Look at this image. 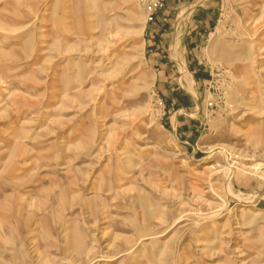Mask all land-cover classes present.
Returning a JSON list of instances; mask_svg holds the SVG:
<instances>
[{
    "label": "rangeland",
    "instance_id": "374dc122",
    "mask_svg": "<svg viewBox=\"0 0 264 264\" xmlns=\"http://www.w3.org/2000/svg\"><path fill=\"white\" fill-rule=\"evenodd\" d=\"M0 264H264V0H0Z\"/></svg>",
    "mask_w": 264,
    "mask_h": 264
},
{
    "label": "built area",
    "instance_id": "2783aa9c",
    "mask_svg": "<svg viewBox=\"0 0 264 264\" xmlns=\"http://www.w3.org/2000/svg\"><path fill=\"white\" fill-rule=\"evenodd\" d=\"M214 108V103L213 102H209L206 104V109L208 110H212Z\"/></svg>",
    "mask_w": 264,
    "mask_h": 264
},
{
    "label": "bare ground",
    "instance_id": "6f19581e",
    "mask_svg": "<svg viewBox=\"0 0 264 264\" xmlns=\"http://www.w3.org/2000/svg\"><path fill=\"white\" fill-rule=\"evenodd\" d=\"M129 53V52H128ZM127 54V53H126ZM125 55V54H124ZM129 62V61H128ZM185 77H187V76H185ZM186 83V82H185ZM195 83V82H194ZM191 84V83H190ZM192 84H193V81H192ZM192 84L190 85V87H189V93H192L193 92V86H192ZM212 168V167H211ZM232 189V188H231ZM231 195V194H230Z\"/></svg>",
    "mask_w": 264,
    "mask_h": 264
},
{
    "label": "crops",
    "instance_id": "0c3cea01",
    "mask_svg": "<svg viewBox=\"0 0 264 264\" xmlns=\"http://www.w3.org/2000/svg\"><path fill=\"white\" fill-rule=\"evenodd\" d=\"M193 13H194V12H192V14H193ZM203 14H205V13H203ZM198 24H201V23H198ZM164 32H166V31H164ZM164 32H163V33H164ZM178 121H179V119H178V117H177V118H176V123L179 125V122H178Z\"/></svg>",
    "mask_w": 264,
    "mask_h": 264
}]
</instances>
